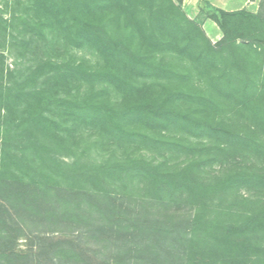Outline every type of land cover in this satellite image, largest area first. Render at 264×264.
Instances as JSON below:
<instances>
[{"label": "trees", "instance_id": "1", "mask_svg": "<svg viewBox=\"0 0 264 264\" xmlns=\"http://www.w3.org/2000/svg\"><path fill=\"white\" fill-rule=\"evenodd\" d=\"M16 3L53 36L45 59L0 62L9 264L30 258L13 231L33 224L71 230L47 259L36 236L33 264H264V0L257 12L205 0L217 42L183 0ZM86 237L117 250L92 254Z\"/></svg>", "mask_w": 264, "mask_h": 264}, {"label": "rangeland", "instance_id": "2", "mask_svg": "<svg viewBox=\"0 0 264 264\" xmlns=\"http://www.w3.org/2000/svg\"><path fill=\"white\" fill-rule=\"evenodd\" d=\"M16 2L17 0H0V62L2 63V60L4 61L2 65L5 69L15 68L18 64L27 65L29 62H31L30 60L34 61L35 59H45L50 55L51 52L49 51V48L51 47L50 37L53 36V34L51 31H49V27H45L43 29L38 27H29L23 21V15H27L26 8L23 7L22 4L18 6ZM182 7L191 19L196 20L203 27L207 36L213 42H217L222 38L223 32L218 24L212 18L207 17V14L210 11L205 3V0H183ZM13 15L20 17L15 25H11V18ZM6 20L8 21L6 22ZM26 40L32 41L27 42ZM70 49V54L76 60H80L82 57L91 58V55H89V52L85 49L76 47H70ZM62 50H64V53L66 52L64 46ZM70 54H67V57H69ZM235 122L241 128L245 129L259 127L253 119L248 117L235 118ZM260 136L264 138L263 131H260ZM183 207L184 209H182ZM189 208L190 207L183 205L181 207L180 214L190 210ZM160 209L163 212H167L164 208ZM172 211H174V209H169L170 213ZM67 228L68 227L63 226L59 230L54 229V227L49 224H33L28 225V227L24 230V233H21V235H19V232L16 233L13 231V235L18 234L17 238L15 239V246L18 248V250L24 251V255H28L30 258H19L18 261L20 262L13 261L10 264H21L27 262L33 264L32 261L35 262L34 255L32 253H34V251H39V248L34 246V243L37 244L36 242L38 241V238H36V236L38 235H45V237L48 236L50 238L45 242L46 244H44V246L46 248L42 251L41 256L43 259L49 258L50 254H52L51 243H59L65 241L67 238L69 239L67 234L71 233V230ZM5 229L6 227H4L3 224H0L1 238L4 235L3 232ZM82 243L90 253H99L101 256H113L114 251L117 250V246L114 243H107L106 241L97 240L95 238L90 239V237H86L82 239ZM65 261L62 262L65 263ZM62 262H60V264H64ZM0 264H9L6 257H4L1 253Z\"/></svg>", "mask_w": 264, "mask_h": 264}, {"label": "crops", "instance_id": "3", "mask_svg": "<svg viewBox=\"0 0 264 264\" xmlns=\"http://www.w3.org/2000/svg\"><path fill=\"white\" fill-rule=\"evenodd\" d=\"M212 3L225 10L233 11L246 8L249 11L257 12L260 0H211Z\"/></svg>", "mask_w": 264, "mask_h": 264}]
</instances>
